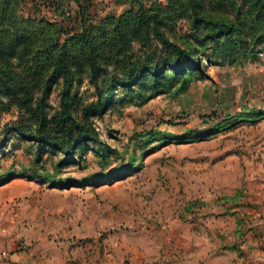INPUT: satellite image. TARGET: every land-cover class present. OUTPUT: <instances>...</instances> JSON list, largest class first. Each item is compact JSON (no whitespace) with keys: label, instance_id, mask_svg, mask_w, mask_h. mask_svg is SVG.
<instances>
[{"label":"rangeland","instance_id":"374dc122","mask_svg":"<svg viewBox=\"0 0 264 264\" xmlns=\"http://www.w3.org/2000/svg\"><path fill=\"white\" fill-rule=\"evenodd\" d=\"M181 1L142 0L164 16L159 27L170 40L196 50L206 76L155 82L147 70L162 65L169 50L154 33L145 41L134 32L135 0H87L83 9L74 0H15L18 22L53 23L29 52L16 38L23 25L0 21V77L38 93L55 45L80 30L82 9L102 67L100 98L107 103L103 115L90 117L95 139L69 159L7 128L17 110L11 100H0V264H11L14 255L55 257L63 242L70 264L84 257L155 262L198 254L204 242L209 253L222 248L227 260L264 252V43L246 52L220 48L205 21ZM251 2L205 1L198 15L251 25L260 19L247 10ZM233 3L243 4L238 18ZM6 8L0 0V11ZM68 47L72 86L57 79L48 109L56 115L64 99L81 120L98 93L89 82L85 46L69 40ZM130 70L141 74L106 97L112 78Z\"/></svg>","mask_w":264,"mask_h":264},{"label":"trees","instance_id":"16d2710c","mask_svg":"<svg viewBox=\"0 0 264 264\" xmlns=\"http://www.w3.org/2000/svg\"><path fill=\"white\" fill-rule=\"evenodd\" d=\"M78 5L83 6V2L87 0H74ZM138 3V10L133 14L132 25L134 32L141 35L145 41L149 40L150 33H154L157 38L167 47L169 55L162 65L150 66L147 73L153 75L155 82L160 79L167 78L169 80H176L180 77L183 78L185 74L197 76L207 75L201 58L196 53V50L185 48L180 44L170 40L161 30L162 19L158 11H153L145 7L142 0H135ZM207 2L218 1L221 4H228L229 0H205ZM204 0H184L188 5V10L194 13V18L202 19L205 21L206 30L209 37L220 46L226 48V44H230L242 52L249 50L251 45H258L264 43V0H253L249 11L256 12L260 16L258 22L251 25L243 19H231L230 17H223L221 20H211L203 16H199V8L205 4ZM246 1V0H244ZM89 3V2H88ZM6 9L0 11V21H9L13 26L17 27L19 22L23 26L16 29L17 39L21 40V45L24 47L25 52H29L31 44L38 41L46 28H50L53 23L41 21L42 23L36 24L33 21L20 20L14 12L13 6L17 4L15 0H3ZM90 4V3H89ZM250 4V3H249ZM178 5H183L182 1ZM230 5V4H229ZM243 4L232 5L236 9V17L238 18V10L242 8ZM83 9V7H82ZM80 9L79 14L81 27L75 34L68 35L62 43H57L54 47L55 51L52 55L53 66L43 81L40 92L34 93L28 84L25 82L20 83L17 81L13 83L10 80L0 77V100L7 98L11 100L17 110L15 119L10 120L7 128L19 133L21 136L28 140H32L37 145V149L43 146H49L57 149L60 152L70 156L81 147H85L87 141H93V135L96 133L95 129L89 122L91 115L101 116L104 114L106 106L103 99L100 98V71L101 66L99 62V54L96 47V41L90 36V29L86 24V15ZM242 11V10H241ZM241 13V12H240ZM120 39L124 40V33L120 25L116 24ZM69 40H77L86 48L85 62L89 73V82L93 85L98 93L96 102L89 104L83 113L81 120L75 118L74 114L70 111V104L62 99L60 109L55 112L56 115L51 116L49 109L52 108L48 100V94L52 88L53 83L57 79H62L67 88L72 86L74 79V72L71 67L70 52L68 47ZM55 41V39H54ZM48 43H53L50 39ZM264 45V44H263ZM47 44L41 46L39 49H46ZM38 52V49L37 51ZM171 70V73L168 71ZM132 70L127 76H114L112 78V88L106 92L107 95L113 93V89L117 86L129 87L133 84L134 80L139 77L141 73L133 75ZM109 100V99H108ZM112 151L107 145L104 148ZM38 158V156H37Z\"/></svg>","mask_w":264,"mask_h":264},{"label":"crops","instance_id":"0c3cea01","mask_svg":"<svg viewBox=\"0 0 264 264\" xmlns=\"http://www.w3.org/2000/svg\"><path fill=\"white\" fill-rule=\"evenodd\" d=\"M95 238H93V241H99V239ZM60 245L61 249L57 248V251L59 250L60 254L55 255V257L49 256L47 254H42L40 256L36 255L35 257L31 256V258L29 259H20V256L14 255L11 257V264H70L67 263V254L69 251L68 244L63 242ZM262 249H264V247ZM209 251H211V247H209L208 242H204L198 254H185L179 256L171 255L169 257H159L158 260H156L155 262L149 259L144 260L140 257H138L137 259H133V257H131L130 264H264V261H262L260 257L262 254H264V252L262 254L254 252L253 254H249L248 258L246 259L241 258L236 254H232L231 259L227 260L224 258L222 248H216L213 253H209ZM256 251H259V249H257ZM104 256L107 257V255ZM89 259L90 261H87L85 257L84 259H78L77 264H109V262H111V259H109V261H106V259L101 260L100 258H98L99 262L91 261V258ZM118 264H122V259Z\"/></svg>","mask_w":264,"mask_h":264}]
</instances>
